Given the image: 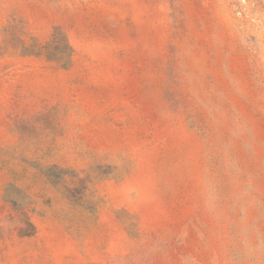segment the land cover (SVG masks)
<instances>
[{
	"label": "rangeland",
	"instance_id": "374dc122",
	"mask_svg": "<svg viewBox=\"0 0 264 264\" xmlns=\"http://www.w3.org/2000/svg\"><path fill=\"white\" fill-rule=\"evenodd\" d=\"M0 264H264V0H0Z\"/></svg>",
	"mask_w": 264,
	"mask_h": 264
}]
</instances>
